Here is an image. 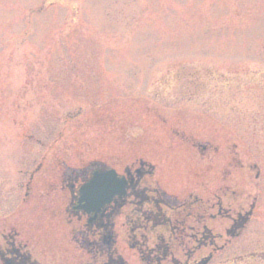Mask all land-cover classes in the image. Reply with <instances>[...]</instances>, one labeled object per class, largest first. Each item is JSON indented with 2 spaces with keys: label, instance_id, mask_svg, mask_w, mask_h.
I'll return each instance as SVG.
<instances>
[{
  "label": "rangeland",
  "instance_id": "374dc122",
  "mask_svg": "<svg viewBox=\"0 0 264 264\" xmlns=\"http://www.w3.org/2000/svg\"><path fill=\"white\" fill-rule=\"evenodd\" d=\"M140 162L153 188L195 201L199 230L204 215L230 227L210 221L218 197L233 215L255 202L211 264H264V0H0V246L17 233L39 264H103L63 176ZM123 214L114 251L143 264Z\"/></svg>",
  "mask_w": 264,
  "mask_h": 264
},
{
  "label": "flooded vegetation",
  "instance_id": "af4514ba",
  "mask_svg": "<svg viewBox=\"0 0 264 264\" xmlns=\"http://www.w3.org/2000/svg\"><path fill=\"white\" fill-rule=\"evenodd\" d=\"M107 168H96L88 172H68L63 176L62 188L70 193V204L66 207V214L81 224L85 220L87 227L86 236L91 235V241L87 245L95 251V255L102 256L99 247L106 248L103 264H126L123 258L114 251L116 245V219L123 213L128 242L132 249H137L143 264H164L171 261L172 264H202L208 259L211 264L215 255L224 254L229 249V244L241 238L248 224L254 217L257 205L254 202L249 211H238L232 214V209L224 207L223 197H218L216 205L209 206L210 210L217 208L216 214L210 215V221L218 219L230 222V227L224 229V234H214L206 224L205 216L198 219V223H204L203 229L195 227L196 216L193 212V204L189 201L178 203L158 188H153L148 178L153 175V169L140 162L139 167H128L119 176L125 183V196H116L106 206L103 216H98L91 222V216L77 211V202L80 198V188L88 183L94 174L104 172ZM258 177L259 174L257 175ZM259 179V178H258ZM225 236V237H224ZM83 233L77 230L74 236L75 243L81 249L85 242ZM89 238V237H88ZM18 234L4 236V245L0 246L1 264H39L32 260L27 252L28 244L18 242ZM218 240L225 241L221 247H217ZM194 243L198 246L187 248L184 252L185 261L175 258L173 244ZM212 248L214 253L208 257L195 259L197 250ZM83 249V248H82ZM226 263L230 260L225 259Z\"/></svg>",
  "mask_w": 264,
  "mask_h": 264
},
{
  "label": "water",
  "instance_id": "95a60500",
  "mask_svg": "<svg viewBox=\"0 0 264 264\" xmlns=\"http://www.w3.org/2000/svg\"><path fill=\"white\" fill-rule=\"evenodd\" d=\"M124 190L125 183L114 170L97 172L91 181L81 188L77 211L91 216V222L96 221L99 215H104L106 206L114 197L125 196ZM207 263L208 259L202 262V264Z\"/></svg>",
  "mask_w": 264,
  "mask_h": 264
}]
</instances>
